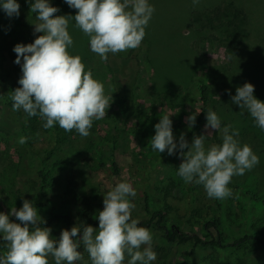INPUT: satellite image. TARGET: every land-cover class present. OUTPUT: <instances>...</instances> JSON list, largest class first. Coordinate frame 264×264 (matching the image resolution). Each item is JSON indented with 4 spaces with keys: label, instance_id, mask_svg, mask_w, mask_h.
<instances>
[{
    "label": "rangeland",
    "instance_id": "rangeland-1",
    "mask_svg": "<svg viewBox=\"0 0 264 264\" xmlns=\"http://www.w3.org/2000/svg\"><path fill=\"white\" fill-rule=\"evenodd\" d=\"M48 2L59 9L54 15H76L77 10L70 8L65 0ZM17 3L18 17L7 16L0 7V61L3 48L11 49L16 55L15 45L29 44L34 27L26 2L17 0ZM148 3L155 11L137 48L140 70L131 93L132 112L123 125L124 134L116 143L111 142L109 134L121 125L122 111L107 61L90 50L89 38L75 27L74 20H70L68 27L74 41L70 54L79 55L85 70H91L93 78L103 83L105 94L112 96L107 115L93 121L90 134L82 137L74 130L69 141L47 159L45 151L53 148V144L34 135L33 145L27 142L21 145L19 139L25 137L23 128L0 98V126L9 131L0 132V212L9 213L11 207L20 209L27 199L34 203L44 220L51 212L70 213L76 219L79 208L63 201L67 198L69 177L75 178L80 193L97 203H103L104 194L117 183L130 182L137 193L129 197L135 205L132 218L139 223H148L153 213L161 212L166 216L163 225L167 228L173 223L187 234L212 237L215 241L221 237L225 244L245 239L240 246L222 249L196 247L193 243L168 244L163 235H171V230L160 231L154 220L148 228L156 253L151 264L164 262L157 247L169 255V264H264V248L251 239L258 236L259 228L264 229V130L255 124L246 109L232 103L236 88L246 82L254 85L253 95L264 102V0H198L195 4L193 0H148ZM232 3L248 14V36L239 53L226 46L224 34L217 27L219 18L213 21L214 26L206 28H200L192 19L194 12L216 6L224 9ZM131 50L119 54L126 57ZM203 85L209 89L210 108L220 117L221 127L231 124L239 129L236 138L241 146L248 144L260 161L251 171L232 178L228 187L233 194L223 200L209 198L202 185L185 183L177 175L183 162L181 156L153 151L149 144L155 124L165 114H174L170 119L175 135L185 136L190 131L194 125L189 127L186 118L200 111ZM149 116H154L156 121L148 123L143 136L136 127ZM217 133L206 139V148L219 144ZM201 134H207L204 127L194 136ZM40 173L49 176L46 194ZM208 219L220 221V234L212 229L211 235L205 232L204 222ZM10 220L19 223L14 216ZM50 228L51 235L57 239L64 230L62 223ZM247 250H256L253 256L257 258H245ZM6 251L0 250V255ZM81 254L83 263L91 264L83 247ZM48 260L49 264H55L51 256Z\"/></svg>",
    "mask_w": 264,
    "mask_h": 264
},
{
    "label": "clouds",
    "instance_id": "clouds-1",
    "mask_svg": "<svg viewBox=\"0 0 264 264\" xmlns=\"http://www.w3.org/2000/svg\"><path fill=\"white\" fill-rule=\"evenodd\" d=\"M29 3L30 12L36 14V22L32 23L34 32L42 35L32 43H18L13 49L22 76L18 81L20 87L10 96L12 110L22 109L30 117L39 116L44 129L58 124L65 132L75 130L87 137L93 121L107 115L112 96L105 94L103 83L93 78L91 70H85L82 58L70 54L74 43L68 31L70 20L89 38L90 50L106 62L109 53L117 54L141 45L155 8L148 0H65L70 8L77 10L75 16H65L54 15L59 9L48 0H29ZM0 7L9 17L20 14L17 0H0ZM254 90V85L247 82L237 87L232 103L246 109L255 124L264 130V102L253 95ZM198 113L186 118L189 127L195 124ZM172 115H162L155 124V135L149 142L151 149L174 155L179 148L183 162L177 175L185 183L202 185L209 198L231 197L233 193L228 185L232 178L257 166L258 155L248 144L241 146L236 138L239 129L231 124L221 127L220 117L211 108L204 125L207 134L194 136L191 144L182 134L177 144ZM216 132L220 133L222 144L206 148V139ZM26 142V137L19 139L21 145ZM136 195L130 182L117 183L104 194L98 228L77 224L71 230H62L58 239L51 235V228L44 227L46 221L34 203L25 199L20 209L11 207L9 213L0 212V243L7 249L0 255V264H49V256L55 264H76L83 260L78 251L81 246L91 264H125L126 257L127 264H151L156 260L152 233L132 218L135 205L129 197ZM10 216L19 223L10 220Z\"/></svg>",
    "mask_w": 264,
    "mask_h": 264
},
{
    "label": "trees",
    "instance_id": "trees-1",
    "mask_svg": "<svg viewBox=\"0 0 264 264\" xmlns=\"http://www.w3.org/2000/svg\"><path fill=\"white\" fill-rule=\"evenodd\" d=\"M28 7L30 8L29 0H24ZM34 2V0H30ZM231 7V8H230ZM34 23L36 22V14L31 13ZM192 19L199 25L200 28H206L208 26H214L213 21L215 19L220 20L219 25L224 34V41L229 50L233 53H239L241 51V46L246 42L248 31L246 28V23L248 21V14L243 8H239L235 4L226 5L224 9H220V6H216L213 9H207L204 11L194 12ZM42 33H35L34 27L29 36V43L34 42V40ZM140 51L139 49H132L126 57H122L119 53L117 54H108L107 64L109 71L112 76V84L115 89V97L122 111V123L120 126H117L109 134V139L112 143H116L117 140L124 134L125 128L123 125L126 123L130 114L132 112V102H131V93L134 89L136 82L138 80L139 70H140ZM16 55L13 54L12 50L9 48H3L1 50V61H0V98L2 99L6 108H8L18 119L21 127L23 128L25 137L27 138V144L33 145L36 141L33 136L38 135L43 140L52 143L53 148L45 151V158L49 159L53 156L55 151L59 146L63 145L71 138L73 131L65 132L62 128L56 124L51 129H44L43 123L39 116L30 117L22 109L20 111L12 110V100L10 99L12 91L17 87H20L18 81L22 76V71L20 65L15 63ZM200 111L197 115L196 122L190 131L185 135V139L189 144L192 143L194 135L200 131L206 123V113L210 108V92L206 85L201 87V99H200ZM161 118H159L160 121ZM156 121L154 116H149L145 120H142L138 123L136 129L143 136L147 131V125L149 122ZM173 135L175 142L179 144V138L182 134L175 135V129L172 127ZM0 132L9 133L3 126H0ZM155 135V133H154ZM217 142L222 144V140L219 137V133L216 135ZM186 152L187 149H184ZM180 150L177 148L176 154H179ZM42 181L44 182L43 190L46 194L49 187V176L47 174L40 173ZM244 194H251L248 191H243ZM66 196L67 198L63 199L65 203H72L74 206L78 207L79 210L76 214V219L70 213L63 212H51L48 217L45 219L46 223L44 227H51L54 224L62 223L64 230H71L74 225H91L92 227L99 226L98 212L103 210V203H97L92 197L83 195L76 187L75 178L69 177L67 179L66 185ZM44 206V205H41ZM166 216L161 212H155L151 216V220L148 223H139L138 226H143L149 228L152 224V221L157 220L156 226L160 231L171 230V235L164 234L163 238L168 244L177 245H186L188 243H193L196 247L209 248L216 247L219 249L222 248H234L240 246L245 239L236 241L232 244H225L221 237L218 241H215L212 237H200L197 234H187L183 232L178 225L170 224L169 228L163 225L165 223ZM43 226V225H41ZM214 230L218 234L221 231V224L218 219H208L204 222V230L206 233L210 234V230ZM82 235V233H81ZM211 235V234H210ZM250 239V238H246ZM253 239L260 248H264V229H258V236H255ZM0 250H6L0 243ZM82 251V246L78 249ZM256 250H247L245 256H253ZM163 249L157 247V253L161 260H164L163 264H169L170 258L169 255L163 253ZM256 257L253 256V259ZM84 264L82 261H77L76 263Z\"/></svg>",
    "mask_w": 264,
    "mask_h": 264
}]
</instances>
